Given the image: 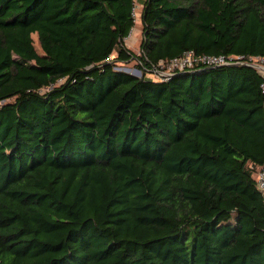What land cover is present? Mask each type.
I'll return each mask as SVG.
<instances>
[{"label":"trees","instance_id":"16d2710c","mask_svg":"<svg viewBox=\"0 0 264 264\" xmlns=\"http://www.w3.org/2000/svg\"><path fill=\"white\" fill-rule=\"evenodd\" d=\"M250 57L264 0H0V264H264Z\"/></svg>","mask_w":264,"mask_h":264},{"label":"built area","instance_id":"2783aa9c","mask_svg":"<svg viewBox=\"0 0 264 264\" xmlns=\"http://www.w3.org/2000/svg\"><path fill=\"white\" fill-rule=\"evenodd\" d=\"M136 5L132 8V16L135 20V16L138 15L136 12ZM242 56H238L237 59H241ZM256 58L259 57H250L249 60L243 61L244 63L257 68L262 71L264 74V65L256 63ZM232 59V56L226 57L224 54L210 55V54H195L193 51H185L177 57H173L169 60H159L158 63L152 66V69L147 72V74H154L157 79L165 80L167 77L176 70H182L184 68H191L196 64H206V65H222L229 63ZM264 60V58H259ZM139 69V68H138ZM141 74V71L139 69ZM134 74V73H133ZM137 76L136 74H134ZM261 91L264 94V83L260 85ZM256 184L258 188L264 193V166L256 173Z\"/></svg>","mask_w":264,"mask_h":264},{"label":"rangeland","instance_id":"374dc122","mask_svg":"<svg viewBox=\"0 0 264 264\" xmlns=\"http://www.w3.org/2000/svg\"><path fill=\"white\" fill-rule=\"evenodd\" d=\"M137 9H136V12L138 13V15L135 16V24L132 28V30L130 31V34L128 37H126L124 39L125 41V44L128 48H130L131 50H133L134 52L138 53L139 52V41H140V38H141V25H140V20H139V13H140V5L138 4H135ZM32 38H33V45L36 49V51L39 53V54H43L41 48H40V45L38 43V40H37V35L36 33H33L32 34ZM256 63L260 64V65H264V60H261L259 58H256ZM127 69L128 72H131V73H134V74H138L137 76L140 75V72H139V69L137 67V63H136V60L134 59H131L129 60L128 62H125L123 64H120L119 65V69ZM147 76L149 77H152V78H155L156 76L154 74H146Z\"/></svg>","mask_w":264,"mask_h":264},{"label":"water","instance_id":"95a60500","mask_svg":"<svg viewBox=\"0 0 264 264\" xmlns=\"http://www.w3.org/2000/svg\"><path fill=\"white\" fill-rule=\"evenodd\" d=\"M119 70H121V71H123L124 73H127V74H133V73H131V72H128V70L127 69H119ZM134 75V74H133Z\"/></svg>","mask_w":264,"mask_h":264}]
</instances>
